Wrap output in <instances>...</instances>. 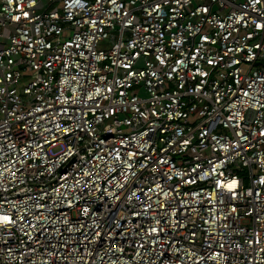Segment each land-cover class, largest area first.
Listing matches in <instances>:
<instances>
[{
    "label": "built area",
    "instance_id": "built-area-1",
    "mask_svg": "<svg viewBox=\"0 0 264 264\" xmlns=\"http://www.w3.org/2000/svg\"><path fill=\"white\" fill-rule=\"evenodd\" d=\"M0 264H264V0H0Z\"/></svg>",
    "mask_w": 264,
    "mask_h": 264
}]
</instances>
